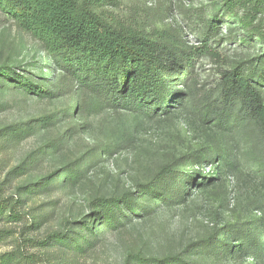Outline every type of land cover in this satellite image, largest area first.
Returning a JSON list of instances; mask_svg holds the SVG:
<instances>
[{"label": "rangeland", "instance_id": "374dc122", "mask_svg": "<svg viewBox=\"0 0 264 264\" xmlns=\"http://www.w3.org/2000/svg\"><path fill=\"white\" fill-rule=\"evenodd\" d=\"M99 3L98 13L110 21L186 48L201 47L206 20L218 16L221 24L207 39L213 55L201 56L196 63V91L202 95L215 91L222 72L234 67L247 68L257 77L264 73L259 63L264 42L250 39L236 19L227 17L221 0ZM4 65L44 86L55 84L57 96L42 99L10 81H0V185L25 163L23 175L0 186L1 199L22 200L17 211L23 214L19 221L0 223L4 235L0 255L19 250L25 254L22 264H127L130 255L148 259L179 255L189 264H264V257L257 261L210 249L212 238L224 231L235 239L242 227L261 225L264 234V140L257 128L239 133L228 127L223 132L214 121L203 122L195 111L183 109H173L169 115L159 111L162 115L154 118L110 109L63 78L61 71L53 77L54 65L43 60L34 40L0 12V67ZM178 90L185 92L182 85ZM45 117L51 119L44 126ZM27 124L32 134L19 136ZM216 154L235 155L231 173L215 183L194 176L218 169ZM163 166L178 172L179 185L185 188L181 198L157 201L154 195L139 193ZM55 173L63 178L52 191L26 194L27 187ZM71 174L78 177L66 182ZM127 192L141 196L137 215L122 220L118 229L102 230L97 219L90 218L91 204L99 197ZM35 217L42 223L38 229L31 228ZM80 221H89L93 231H103L94 252L71 261L40 245L48 235L65 232ZM88 236L91 240L92 234Z\"/></svg>", "mask_w": 264, "mask_h": 264}, {"label": "trees", "instance_id": "16d2710c", "mask_svg": "<svg viewBox=\"0 0 264 264\" xmlns=\"http://www.w3.org/2000/svg\"><path fill=\"white\" fill-rule=\"evenodd\" d=\"M221 1L226 9V16L236 19L241 28L248 32L250 39L258 37L264 42V0ZM99 2L100 0H0V12L34 40L36 50L42 54L43 60L54 65L53 77L57 71H61L63 78L71 79L75 85L98 97L110 109L130 111L151 118L162 115L159 111L164 115H169L173 109L195 111L200 120L214 121L223 132L231 127L241 133L252 126L260 131L264 140V86L261 85L264 73L257 77L247 68L234 67L222 72L221 83L215 91L204 95L196 91V63L201 56L213 55L207 39L221 24L218 16L206 20L202 46L186 48L178 45L177 41H157L134 28L110 21L104 13H98V6L101 5ZM242 41L248 40L246 38ZM259 63L264 66V55L260 57ZM43 72L44 70L41 71ZM2 80L19 85L28 94L42 99L57 96L55 84L51 87L44 86L18 74L9 65L0 67V81ZM181 85L185 89L184 93L178 90ZM50 119L51 117H45L41 121L45 126ZM26 127V130H19V136L32 134L31 124ZM216 157L221 165L218 169L208 173L199 171L194 176L206 183H215L229 175L236 160L235 155L225 157L216 154ZM24 166L25 163L14 168L0 186L23 175L21 170ZM189 175L195 179L193 174ZM76 177L78 176L71 174L66 177V182L71 183ZM178 177V172L172 166H163L152 182L140 186L139 193L154 195L157 201L168 200L172 196L181 198L185 188L179 185ZM61 178L62 174H51L41 184L27 187L26 194L50 192L53 185H59ZM157 185L164 187L156 189ZM133 197L135 198L132 199ZM139 197L141 196H136L133 192L120 197H99L91 204L90 218L97 219L102 230L118 229L123 225L122 220L129 221L131 215H137ZM21 203V199L12 202L11 199L0 198V223L22 219L23 214L17 211ZM39 219L40 217L33 218L32 229L41 227ZM89 233L92 234L91 240ZM102 233L101 230L93 231L89 221H80L76 227L68 226L65 232L48 235L40 245L69 256L73 261L94 252L101 243ZM237 237L231 239L224 231L212 238L210 249L231 257L244 256L257 261L264 257L261 225L242 227ZM3 239V232L0 231V243ZM23 257L25 254L19 250L6 253L0 255V264H22ZM29 259L33 260V256H29ZM127 264L189 263L179 255L165 259L130 255Z\"/></svg>", "mask_w": 264, "mask_h": 264}]
</instances>
